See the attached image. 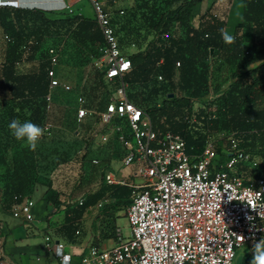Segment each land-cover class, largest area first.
Listing matches in <instances>:
<instances>
[{
    "label": "trees",
    "instance_id": "16d2710c",
    "mask_svg": "<svg viewBox=\"0 0 264 264\" xmlns=\"http://www.w3.org/2000/svg\"><path fill=\"white\" fill-rule=\"evenodd\" d=\"M203 1L132 0L129 9L119 10L110 18L118 47L131 64L122 80L127 86V99L144 109L156 131L182 137L189 155L200 154L207 139L218 154L214 138L235 140L240 150L260 160L257 167L240 165L238 172L246 181L264 178V0H241L243 21L235 28L232 44L225 43L221 35L225 17L211 13L217 0L198 18V26L193 25L194 9ZM72 12L49 18L50 13L39 9L0 7V31L7 37L0 47V81L4 91L0 98L4 109L0 126L17 146L9 159L0 157V164L5 167L0 176L1 207L5 213L11 212L30 197L34 187L41 185L47 190L46 202L56 211L62 207L64 213L69 211L63 227L74 231L77 226L69 218L82 217L101 201H107L96 218L95 230L99 234L95 240L115 241L116 218L121 210L126 211L133 189L109 185L103 179L95 189L83 190L80 204L72 200L73 193L65 203L53 190L51 180L42 174L41 163L47 160L46 154L21 144L8 128L12 120L43 127L49 86L48 50L56 47L45 46L47 40L64 38L73 43L82 57L101 56L105 42L94 17ZM123 42L136 47V51L124 54ZM214 59H222L231 82L226 90L207 100ZM28 63L35 66L27 72L18 71L20 65ZM106 83L110 82L105 80L103 71L90 70L84 88L92 107L98 109L101 105L97 100L99 90ZM170 94L172 98H168ZM159 97L161 104L155 105ZM197 103L200 104L195 107ZM92 169L97 171L98 167L93 165ZM95 175H83L76 191L83 187V178L92 182ZM252 247L240 264H251Z\"/></svg>",
    "mask_w": 264,
    "mask_h": 264
},
{
    "label": "built area",
    "instance_id": "2783aa9c",
    "mask_svg": "<svg viewBox=\"0 0 264 264\" xmlns=\"http://www.w3.org/2000/svg\"><path fill=\"white\" fill-rule=\"evenodd\" d=\"M75 2L89 3L105 42L101 49L105 80L117 83L104 111L98 113L107 127L100 143L107 144L115 137L125 154L123 166L136 164L133 177L139 181L136 184L112 174L104 176L109 185L133 189L125 211L131 235L125 239L116 228L113 246H89L80 264H235L238 250L264 238V178L246 181L237 170L240 165L255 167L257 163L238 148L235 140H230V152L224 155L217 153L209 139L200 154L189 155L182 137L156 131L144 109L127 99V86L122 80L131 69L130 60L118 47L101 0ZM61 54L57 47L48 50L46 113L51 111L55 90H71L56 74ZM209 85L212 96L211 80ZM77 105L78 124L95 114L81 94ZM42 128L46 130L44 135L51 131L48 122ZM33 206V200L26 197L13 208V218L32 223ZM45 241L62 264L69 263L63 244L51 245L49 238Z\"/></svg>",
    "mask_w": 264,
    "mask_h": 264
},
{
    "label": "rangeland",
    "instance_id": "374dc122",
    "mask_svg": "<svg viewBox=\"0 0 264 264\" xmlns=\"http://www.w3.org/2000/svg\"><path fill=\"white\" fill-rule=\"evenodd\" d=\"M212 3L213 0H204L194 9L196 19L194 20L193 25L195 27L198 26V18L207 12V10L212 6ZM131 5L132 0H129V5L125 3L123 9H112L107 11V13L111 18L117 11L127 10L131 7ZM222 5L223 7L221 9L213 7L211 13L213 15H217L218 17H226L228 2ZM1 6L2 5H0V7ZM79 6H85L83 14L93 17V11L90 9L88 2L75 4L73 7L66 6V8L61 11H48L46 13H50L47 14L49 18H59L64 14L72 12ZM233 25L234 17H231L228 21V28L231 29ZM4 42L5 38L0 31V47L4 44ZM50 45H54L62 51L61 64L56 71V74L62 84L69 86L71 90L64 91L61 88L55 90L51 111L49 113H46L45 110L43 111V125L46 122L50 123L51 131L37 142V149L41 150L47 157V160H43L41 163L43 168L42 174L51 180L53 190H55V192L61 197V200L66 203L69 201V194L73 193L72 200L76 199L82 194L83 190L86 191L87 189H95L100 184V181H103L104 173L102 177L100 169L93 171L92 166L96 164L91 162V158L99 155L102 156V154H106L109 151V154H112L117 161L114 166V170H111L113 173L112 175L118 178H125L129 182L136 184L139 183V181L133 177L136 172L137 165L133 164L130 167L123 166L122 160L124 159L125 154L119 143L109 147V145L101 144L99 141L100 135L107 131V127L101 123L98 113H102L104 111L106 104L113 96V92L117 89V83H106L105 88H100L99 98L97 100L101 102V105L98 109L96 108L98 106H91V100L87 93H85V79L90 73V70L97 68L99 72L103 71L105 64L104 52L100 50L101 56L98 58L89 56L82 57L78 54L73 43L64 38L47 40V45L45 46L48 47ZM122 46H125L123 48V53L126 55L136 51V47H128L127 43L123 42ZM33 66H35V63L22 64L18 67V71L27 72ZM228 79L230 80V74L227 71V67L222 59H214L211 76V90L213 95L228 82ZM3 93V85L0 81V98ZM80 94L85 97L86 106L95 112V114L88 118L83 124H78L76 122L78 107L77 97ZM208 99H211V96H209L207 100ZM160 102L161 97L158 98L155 105H160ZM199 104L200 103L195 104V107H198ZM3 111V104L0 103V125L3 122L1 119V113H3ZM218 138L219 136L214 138V140L216 141L217 148H219V154L224 155L229 153V139L219 141ZM21 144H25V142L22 141ZM16 147V143L8 137L4 127L0 126V157L3 156L5 159H9ZM250 158L253 162L257 163L256 167L259 166L260 160L258 158H252L251 156ZM4 169V165L0 164V176L3 174ZM94 172L96 173L95 179L92 182H86L83 178V187L76 191V186L79 181L82 180V176L90 175ZM39 186L42 188L41 185ZM31 199L35 202L36 206H38L40 203L39 192H35ZM116 227L121 229L125 239L130 237L131 231L125 217L124 210H121L118 218H116ZM249 250L250 247L242 248L237 251V256H241L243 259Z\"/></svg>",
    "mask_w": 264,
    "mask_h": 264
},
{
    "label": "crops",
    "instance_id": "0c3cea01",
    "mask_svg": "<svg viewBox=\"0 0 264 264\" xmlns=\"http://www.w3.org/2000/svg\"><path fill=\"white\" fill-rule=\"evenodd\" d=\"M226 2H228V7L224 30L233 35L235 28L240 26L243 21V3L241 0H218L214 4V7L221 9L223 7L222 4ZM125 3L129 5V0H117L116 2L102 0L106 12L112 9H123ZM10 4L15 5L14 8L39 9L48 12L61 11L64 10L66 6L73 7L75 4L80 3L75 2V0H10ZM84 7L85 6L77 7L73 10L72 14L92 17L83 14ZM231 17H234V25L229 29L228 21ZM230 82L231 78L230 80L228 79V82L223 85L219 91H217L218 93H216V95L226 90ZM115 144L118 143L115 137H112L109 143L104 145L112 147ZM93 161L97 162L95 166L104 173V176L107 174H113L111 170H114V166L117 163L113 155L109 154V151L106 154H102V156L99 155L97 157H92L91 162L93 163ZM41 187L42 188H40L39 185L34 187L30 195V198H32L33 194L37 191L40 194L39 205L36 206L33 201L34 206L32 208V215L34 220L30 224H26L20 219L13 218L12 211L5 213L1 207L0 194V264H62L56 257L54 248L51 249L46 247V238L50 239L51 245L58 243L64 245V254L70 256L68 264H80V260L87 252L89 246L94 245L95 243L97 244V247L103 249L113 246V239L98 240L99 242L95 240V237H98L99 234L98 231L95 230V226H98L96 218L99 216L102 206L107 203V201H101L88 210L82 217L77 219L73 217L75 220L69 218L70 221L74 222V225L77 226V228L74 231H71L70 229L65 230L66 227H63L64 217L66 213L67 216H70L68 214L69 211L64 213V207H62L60 211H56L51 203L44 200L47 190L45 187ZM81 198V195L76 198V200L79 201V204L82 201Z\"/></svg>",
    "mask_w": 264,
    "mask_h": 264
},
{
    "label": "clouds",
    "instance_id": "9594fccd",
    "mask_svg": "<svg viewBox=\"0 0 264 264\" xmlns=\"http://www.w3.org/2000/svg\"><path fill=\"white\" fill-rule=\"evenodd\" d=\"M221 35L225 43H234L235 37L229 34L228 31L221 29ZM8 128L17 141H24L32 151L36 150L38 140L46 131L30 121L21 123L19 120H12L8 124ZM252 253L251 264H264V238L253 243Z\"/></svg>",
    "mask_w": 264,
    "mask_h": 264
},
{
    "label": "water",
    "instance_id": "95a60500",
    "mask_svg": "<svg viewBox=\"0 0 264 264\" xmlns=\"http://www.w3.org/2000/svg\"><path fill=\"white\" fill-rule=\"evenodd\" d=\"M11 7H15V5H10ZM173 97V94L169 95V98ZM242 261V257L241 256H237L235 264H240Z\"/></svg>",
    "mask_w": 264,
    "mask_h": 264
},
{
    "label": "bare ground",
    "instance_id": "6f19581e",
    "mask_svg": "<svg viewBox=\"0 0 264 264\" xmlns=\"http://www.w3.org/2000/svg\"><path fill=\"white\" fill-rule=\"evenodd\" d=\"M0 4H10V0H0Z\"/></svg>",
    "mask_w": 264,
    "mask_h": 264
}]
</instances>
